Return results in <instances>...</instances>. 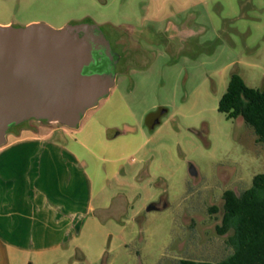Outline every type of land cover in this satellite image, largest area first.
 Instances as JSON below:
<instances>
[{"label": "rangeland", "instance_id": "obj_1", "mask_svg": "<svg viewBox=\"0 0 264 264\" xmlns=\"http://www.w3.org/2000/svg\"><path fill=\"white\" fill-rule=\"evenodd\" d=\"M186 10L189 25L160 35L162 45L143 64H121L109 96L67 128L63 143L80 158L82 183L94 184L100 208L64 236L29 237L59 248L20 262L3 253L0 264H179L233 253L232 232L217 231L223 195L247 190L264 173V144L218 107L234 72L264 87V0H0V25L62 28L84 18L122 23ZM156 108L162 116L151 113ZM152 203L167 206L149 212Z\"/></svg>", "mask_w": 264, "mask_h": 264}, {"label": "water", "instance_id": "obj_2", "mask_svg": "<svg viewBox=\"0 0 264 264\" xmlns=\"http://www.w3.org/2000/svg\"><path fill=\"white\" fill-rule=\"evenodd\" d=\"M117 62L96 25H0V146L11 128L31 120L78 128L115 86ZM190 174L197 176L194 166Z\"/></svg>", "mask_w": 264, "mask_h": 264}, {"label": "crops", "instance_id": "obj_3", "mask_svg": "<svg viewBox=\"0 0 264 264\" xmlns=\"http://www.w3.org/2000/svg\"><path fill=\"white\" fill-rule=\"evenodd\" d=\"M67 134L65 126L35 121L9 131L0 146V255L11 261L59 248L29 237L64 236L100 208L93 202L94 184L82 183L80 158L63 143ZM20 237L28 239L22 243Z\"/></svg>", "mask_w": 264, "mask_h": 264}, {"label": "trees", "instance_id": "obj_4", "mask_svg": "<svg viewBox=\"0 0 264 264\" xmlns=\"http://www.w3.org/2000/svg\"><path fill=\"white\" fill-rule=\"evenodd\" d=\"M218 111L228 120L242 119L253 128L257 143L264 144V87H249L240 74L232 73ZM223 200L217 231L220 235L232 232L233 253L221 262L182 259L179 264H264V173L255 175L252 186L241 193L225 191Z\"/></svg>", "mask_w": 264, "mask_h": 264}, {"label": "flooded vegetation", "instance_id": "obj_5", "mask_svg": "<svg viewBox=\"0 0 264 264\" xmlns=\"http://www.w3.org/2000/svg\"><path fill=\"white\" fill-rule=\"evenodd\" d=\"M181 14L182 16L179 17ZM190 19L189 10H186L184 13L170 14L163 18H149L148 15H143L138 21L128 18L122 23L108 21L105 24H99L91 18H84L69 24L96 25L109 41L111 50L118 60L116 64V71L118 73V67L121 64L124 69H128L132 62H137L140 65L143 64L142 62L146 58L151 57L155 49L162 45L160 35H167V31L170 29L176 31L181 26L189 25ZM172 39L173 37L169 38L170 41ZM163 45L165 48L170 49L168 43L166 44L165 42ZM160 113V110H158L154 115H161ZM156 120H160L159 117H155L153 122Z\"/></svg>", "mask_w": 264, "mask_h": 264}]
</instances>
